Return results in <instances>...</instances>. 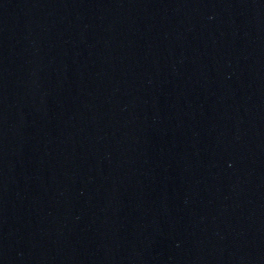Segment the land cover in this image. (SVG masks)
Here are the masks:
<instances>
[{
    "label": "water",
    "instance_id": "water-1",
    "mask_svg": "<svg viewBox=\"0 0 264 264\" xmlns=\"http://www.w3.org/2000/svg\"><path fill=\"white\" fill-rule=\"evenodd\" d=\"M0 264H264V0H0Z\"/></svg>",
    "mask_w": 264,
    "mask_h": 264
}]
</instances>
